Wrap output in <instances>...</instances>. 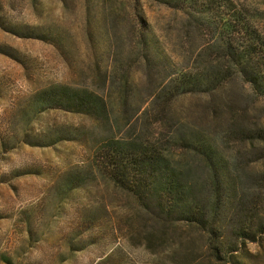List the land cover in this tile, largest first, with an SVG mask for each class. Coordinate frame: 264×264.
<instances>
[{
  "label": "rangeland",
  "instance_id": "1",
  "mask_svg": "<svg viewBox=\"0 0 264 264\" xmlns=\"http://www.w3.org/2000/svg\"><path fill=\"white\" fill-rule=\"evenodd\" d=\"M239 1L264 32V0ZM128 2L0 0V264H231L233 255L264 264V237L252 242L238 235L248 224L256 232L264 220V138L258 137L264 95L242 78L218 91L217 100L169 93L183 73L210 77L218 73L214 64L230 70L228 57L207 46L218 36L212 31L222 13L213 14L211 26L197 22L203 29L190 34L193 53L181 44L191 37L188 14L169 0H141L151 28L173 49L164 72L168 61L148 64L137 51ZM53 84L94 90L108 103L109 121L42 113L38 94ZM226 92L230 106L220 98ZM57 129L84 138L35 143L53 142ZM114 133L169 149L205 196L213 188L210 168L192 143L212 139L239 191L214 217L221 222L216 235L183 222L179 212L169 219L145 208L100 170L95 146Z\"/></svg>",
  "mask_w": 264,
  "mask_h": 264
},
{
  "label": "trees",
  "instance_id": "2",
  "mask_svg": "<svg viewBox=\"0 0 264 264\" xmlns=\"http://www.w3.org/2000/svg\"><path fill=\"white\" fill-rule=\"evenodd\" d=\"M169 1L178 4L179 9L186 15L188 14L186 19L188 35L194 30L201 32L203 27L211 26L210 20L213 14L222 13L217 17V29L212 31L218 36L217 38L212 37L207 46L213 45L219 52H222V55L224 53L223 57H228V68L230 69L228 73H222V65L214 64L212 67L219 68L218 73L210 77L207 74L202 76L191 72L183 73L184 77L180 84L170 88L171 95L176 98L183 93L202 92L216 99L218 91L225 89L228 83L230 84L237 78H242L245 83L256 90L259 89L264 95V32L256 22L249 6L239 0ZM129 2L135 14L136 47L141 58L148 64L153 60H165V62L170 60V51L173 49H170L151 28L145 17L141 0H129ZM160 2L168 3L166 0H160ZM198 21H202L203 27L200 28L197 25ZM220 22H223V25H220ZM218 29L221 30L218 32ZM181 44L190 52L196 51L197 42L194 37L192 40V36L182 41ZM208 54L211 55V52ZM169 62L165 65L164 72H170ZM203 86L205 88H202ZM220 98L223 105L232 104V96L228 92ZM37 100L39 111L42 113L50 110H63L91 116L99 121L110 119L107 101L94 90L53 84L42 90ZM56 133L53 142L37 140L35 143H48L49 145L61 140L84 138L82 133H67L62 129H57ZM258 137L264 138V131L260 132ZM206 138L203 141H193L192 148L203 156L210 168L213 188L207 196L203 194L204 190L198 184L193 183L182 170L174 154L157 142L127 141L119 138L116 133L106 135L97 141L95 161L100 170L104 171L116 184L133 194L145 208L156 211L157 214L169 219L172 213L179 212L183 222L208 229L216 235L215 229H218V226L215 224L221 225V222H217L214 217L230 207L233 199L239 197V191L228 160L219 151L215 142L209 137ZM222 219L226 220V217ZM247 227L249 230H243L244 233H238V235L245 241L260 242L261 237H264V220L261 219L260 228L258 227L256 232L252 231L253 227L249 224ZM240 250L241 248H237L232 251ZM217 253L219 256L222 255L220 252ZM227 262L245 264L234 255Z\"/></svg>",
  "mask_w": 264,
  "mask_h": 264
}]
</instances>
